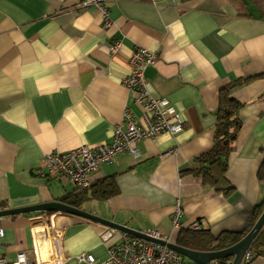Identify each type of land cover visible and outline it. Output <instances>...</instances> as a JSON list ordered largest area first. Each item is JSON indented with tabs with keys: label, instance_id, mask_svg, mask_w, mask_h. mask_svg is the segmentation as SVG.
<instances>
[{
	"label": "crops",
	"instance_id": "0c3cea01",
	"mask_svg": "<svg viewBox=\"0 0 264 264\" xmlns=\"http://www.w3.org/2000/svg\"><path fill=\"white\" fill-rule=\"evenodd\" d=\"M83 1L0 0V212L74 193L37 170L50 153L110 144L126 109L140 116L122 81L142 48L158 57L145 70L147 89L177 111L183 131L145 139L137 158L119 155L101 166L80 209L136 232L155 230L172 244L180 237L171 226L177 206L181 229L198 222L213 237L247 230L264 201L257 178L264 160V0H106L108 29ZM229 87L242 128L224 174L214 166L204 178L198 158L213 146L220 94ZM0 226V258L8 263L31 250L35 229L60 233L65 264H83L79 255L102 260L122 236L62 213L1 218ZM107 230L113 235L103 242Z\"/></svg>",
	"mask_w": 264,
	"mask_h": 264
},
{
	"label": "built area",
	"instance_id": "2783aa9c",
	"mask_svg": "<svg viewBox=\"0 0 264 264\" xmlns=\"http://www.w3.org/2000/svg\"><path fill=\"white\" fill-rule=\"evenodd\" d=\"M106 0H84L83 7L95 9L105 29L111 27L109 12L105 6ZM119 49V43L108 48L110 54ZM158 60L155 53L146 49L137 48L129 58V75L122 84L134 94L133 104L140 109L137 118L126 109L121 123L115 128L114 137L110 144L84 146L68 153H50L43 159L37 174L50 181H63L78 191H86L91 187V176L103 165L111 164L119 155L139 156L137 145L145 140L152 139L161 134L171 136L183 131V123L177 111L165 99L153 98L144 77L145 70L153 66ZM172 230L182 228V210L175 209L171 219ZM186 229L192 232L202 230L198 222L190 223ZM156 240L169 243L170 238L161 236L155 230L140 231ZM112 231L107 230L101 240L107 242L112 238ZM3 230L0 226V238ZM32 248L29 252H20L15 261L8 263L0 258V264H65L66 258L61 253L59 244L60 233L51 235L49 230L35 229ZM253 253L248 250L242 264H248ZM83 264H193L177 253L164 246L151 244L122 233L117 244L108 247L106 258L99 260L90 255L76 257Z\"/></svg>",
	"mask_w": 264,
	"mask_h": 264
},
{
	"label": "trees",
	"instance_id": "16d2710c",
	"mask_svg": "<svg viewBox=\"0 0 264 264\" xmlns=\"http://www.w3.org/2000/svg\"><path fill=\"white\" fill-rule=\"evenodd\" d=\"M233 88L234 87H229V89H224L221 92L219 106L216 111L215 138L213 146L207 153L198 158L199 162L202 163L200 174H202L204 178L210 176V169L214 166H221L222 174H224L226 170V158L235 151L233 144L236 140L237 134L242 128V122L239 118L241 105L231 99L230 96V92ZM257 178L264 184V160L259 167ZM220 190L223 192H230L232 188L227 187L226 189ZM86 200L87 196L85 191L75 190L72 195L63 199V203L80 209L81 204ZM262 206L264 207V201L255 215L254 222L260 217ZM254 224L255 223H252L251 226L243 232H225L217 237H213L209 231L203 229L197 232H192L188 229H180L177 230V232L180 233L177 245L198 252H215L224 250L238 243L250 231ZM249 250L253 253V257L264 258V228L257 235ZM231 263L232 259H222L212 264Z\"/></svg>",
	"mask_w": 264,
	"mask_h": 264
},
{
	"label": "water",
	"instance_id": "95a60500",
	"mask_svg": "<svg viewBox=\"0 0 264 264\" xmlns=\"http://www.w3.org/2000/svg\"><path fill=\"white\" fill-rule=\"evenodd\" d=\"M37 212L62 213V214H68L75 217H79L81 219H85L95 224H99L111 230H115L120 233L127 234L130 237L140 239L151 244L164 246L167 249L177 253L178 255H180L181 257H183L184 259L188 260L193 264H212L222 259H232L231 264H242V260L245 253L250 249L255 238L264 228V211H263L260 217L253 225V227L250 229V231L235 245L227 249L215 251V252H198V251L185 249L183 247L178 246L177 244L166 243L164 241L156 240L146 235H142L141 233L133 231L132 229H128L126 227L116 225L110 221L96 217L91 213H87L82 209L72 207L63 202H52V203H46V204L23 208V209L1 211L0 219L11 216L29 214V213H37Z\"/></svg>",
	"mask_w": 264,
	"mask_h": 264
}]
</instances>
